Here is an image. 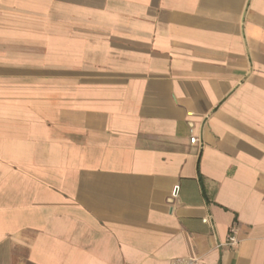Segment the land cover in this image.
I'll list each match as a JSON object with an SVG mask.
<instances>
[{
    "label": "crops",
    "instance_id": "0c3cea01",
    "mask_svg": "<svg viewBox=\"0 0 264 264\" xmlns=\"http://www.w3.org/2000/svg\"><path fill=\"white\" fill-rule=\"evenodd\" d=\"M192 259L264 264V0H0V264Z\"/></svg>",
    "mask_w": 264,
    "mask_h": 264
},
{
    "label": "built area",
    "instance_id": "2783aa9c",
    "mask_svg": "<svg viewBox=\"0 0 264 264\" xmlns=\"http://www.w3.org/2000/svg\"><path fill=\"white\" fill-rule=\"evenodd\" d=\"M197 142V139L195 137L191 138V143L195 144ZM209 218H206L203 220L205 224L209 223ZM240 244L239 236H238V228L236 226H233L230 230L229 237L225 244L222 246H227L230 248H237ZM185 264H201V262L197 259H192L187 261Z\"/></svg>",
    "mask_w": 264,
    "mask_h": 264
}]
</instances>
